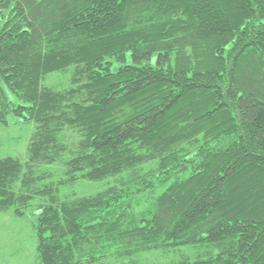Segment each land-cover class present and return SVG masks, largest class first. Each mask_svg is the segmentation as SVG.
I'll return each instance as SVG.
<instances>
[{"label": "trees", "instance_id": "trees-1", "mask_svg": "<svg viewBox=\"0 0 264 264\" xmlns=\"http://www.w3.org/2000/svg\"><path fill=\"white\" fill-rule=\"evenodd\" d=\"M10 113L34 131L0 216L35 206L39 264H264V0H0Z\"/></svg>", "mask_w": 264, "mask_h": 264}, {"label": "rangeland", "instance_id": "rangeland-1", "mask_svg": "<svg viewBox=\"0 0 264 264\" xmlns=\"http://www.w3.org/2000/svg\"><path fill=\"white\" fill-rule=\"evenodd\" d=\"M53 74L48 84L61 88L66 86L67 78ZM57 76V77H56ZM17 101V99L12 95ZM7 121L0 120V158L17 157L25 160L28 156V145L34 131V124L25 121L21 116L10 113ZM38 173H46L44 183L55 185L65 176V167L62 163L43 164L37 169ZM107 186L104 181L77 180L73 183L61 185L60 196L73 198L77 196L93 195ZM11 209L0 216V264H39L37 251V235L34 223L39 211L35 206L30 208L23 216H17ZM188 248L174 252L153 251L142 255L147 260H166L180 255Z\"/></svg>", "mask_w": 264, "mask_h": 264}]
</instances>
